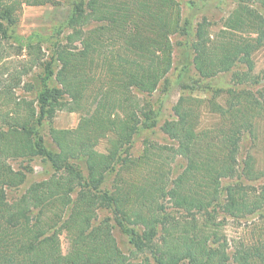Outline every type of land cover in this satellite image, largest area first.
Wrapping results in <instances>:
<instances>
[{
  "label": "trees",
  "instance_id": "trees-1",
  "mask_svg": "<svg viewBox=\"0 0 264 264\" xmlns=\"http://www.w3.org/2000/svg\"><path fill=\"white\" fill-rule=\"evenodd\" d=\"M236 2L215 38L205 21L197 25L193 66L203 78L242 64L252 70V55L264 48V0ZM55 4L0 0V62L19 37L10 31L22 7ZM180 24L177 0H77L48 60L40 35L22 38L24 60L12 74L2 72L0 81V264H264V242L236 243L230 256L216 223L221 213L235 220L264 213V173L252 172L250 158L242 166L238 159L241 137L264 120V84L255 91L229 89L223 103L210 97L208 107L222 124L210 130H198L202 102L180 95L173 118L161 126L172 147L145 142L139 157L129 154L144 114L135 91L151 95L165 79L171 37ZM236 32L255 36L237 37ZM32 72L41 91L28 100L16 92L33 89L32 80L25 81ZM51 79L59 87L49 89ZM234 79L242 83L238 73ZM60 110L80 117L75 129H49L57 149L52 153L39 128ZM103 139L102 154L95 147ZM34 157L49 162L51 175L10 201V192L32 173L28 163L13 168L11 162ZM176 157L184 167L172 178ZM78 162L85 165V175ZM100 209L109 210L114 225L128 236L131 255L149 257L128 262L110 219L95 222ZM62 233L69 241L65 254Z\"/></svg>",
  "mask_w": 264,
  "mask_h": 264
},
{
  "label": "rangeland",
  "instance_id": "rangeland-1",
  "mask_svg": "<svg viewBox=\"0 0 264 264\" xmlns=\"http://www.w3.org/2000/svg\"><path fill=\"white\" fill-rule=\"evenodd\" d=\"M177 2L181 9V24L179 31L171 37V69L151 95L146 96L138 93L137 90L135 91V96L139 98L144 114L141 115L143 123L138 132L133 135L134 137L129 146V154L133 158L141 155L145 142L154 143V145L158 144L166 148L172 147V142L162 133L161 126L165 121L173 118L172 108L180 95L184 94L202 102L198 109V130H210L222 125L219 116L212 113L208 107L207 102L210 97H214L219 103H223L225 94L229 89L243 90L245 88L255 91L264 84V81L261 79L264 71V48L259 49L252 55V70H247L246 66L242 64L215 77L203 78L194 69V53L191 46L195 39L197 25L205 21L208 33L212 38H215L225 30L224 23L237 7L236 0H177ZM76 4L77 0H56L55 5L22 7L20 13H18L19 21L16 27L10 31L19 37L13 38L10 46L3 52L5 57L0 62V68L2 66V69H0V81L3 80V77L5 78V76H1L2 72L7 70V72L12 74L14 69L19 67L18 63L24 60L23 39H27L32 34L41 36L43 49L45 50L44 54L48 60L53 44L59 42L57 34L65 25L73 6ZM63 32V34H60L61 36L59 35L61 42H63L62 38L68 31L65 28ZM235 34L237 37L254 38L255 36L253 33L236 32ZM21 46L22 51L19 53ZM41 72L39 71V73ZM236 73L240 75L242 83H236L234 79ZM32 76H36V73L32 72L26 76L25 81L32 80L33 89L28 93L22 91L16 92L17 95L22 93V96L27 97L26 99L28 100H34L41 91V83L35 81ZM251 78L258 79V85L251 83ZM47 85L49 89L59 87L53 79L49 80ZM79 117L80 114L77 112L60 110L55 112L51 121L43 122L39 128V133L43 136L45 149L52 153L57 151L48 134L50 128L75 129ZM241 138L238 154L240 166L250 158L254 164L252 172L254 174L257 172L264 173V120H257L252 127V133H245ZM106 148L107 140L103 139L97 143L95 150L103 154L106 153ZM171 153L167 152L170 157ZM20 161H12V167L18 168L21 164L25 165L28 163L32 169V173L27 175L24 184L18 190L10 192V201L18 198L30 184L45 180L52 173L50 164L44 157H34L25 163H20ZM174 161L170 165L172 178H175L184 167V162L180 158L176 157ZM78 167L82 170L83 175H85L86 169L83 162H78ZM111 178L109 176L108 180L105 181L106 187L109 186ZM246 184L256 187L259 185V181H247ZM171 212L174 213V211ZM110 214L107 209L98 210L95 222L98 223L101 220L110 219L112 234L119 250L128 258V262L138 263L146 256L149 257L148 253L141 256L138 255L137 257L131 255L132 246L129 244L128 236L114 225ZM196 219L201 223L203 218L197 215ZM216 223L220 225L219 230L222 232L223 239L230 246V256L232 254L231 248L236 243L244 242L258 245L264 242V213H256L239 220L221 213L219 216H216ZM59 241L62 254L67 253L69 241L64 233L59 235ZM150 263L154 264L153 262Z\"/></svg>",
  "mask_w": 264,
  "mask_h": 264
}]
</instances>
